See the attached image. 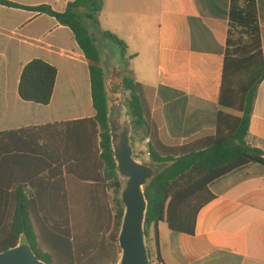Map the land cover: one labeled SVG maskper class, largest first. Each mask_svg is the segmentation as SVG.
I'll return each mask as SVG.
<instances>
[{
    "label": "crops",
    "instance_id": "crops-1",
    "mask_svg": "<svg viewBox=\"0 0 264 264\" xmlns=\"http://www.w3.org/2000/svg\"><path fill=\"white\" fill-rule=\"evenodd\" d=\"M72 1L18 3L48 4L64 11ZM153 1L159 5L157 33L152 39L144 37L128 56L137 59L153 44V56L132 70L144 86L160 139L169 146L184 145L215 130L232 0ZM256 5L264 53V0H256ZM145 7L150 12L152 0H146ZM19 14L23 17L15 20ZM39 18L47 20L46 29L36 35L25 33ZM0 41L5 42L0 44V132L42 126L52 160L58 159L51 182L58 177L67 184L72 179L97 184L104 165L95 137L77 130L75 122L96 114L90 70L71 29L45 13L0 4ZM34 58L58 69L48 105L24 101L19 95L23 68ZM246 140L264 153V80ZM210 190L215 198L199 211L194 235L159 223L163 264H264V165L238 168L213 182Z\"/></svg>",
    "mask_w": 264,
    "mask_h": 264
},
{
    "label": "trees",
    "instance_id": "trees-1",
    "mask_svg": "<svg viewBox=\"0 0 264 264\" xmlns=\"http://www.w3.org/2000/svg\"><path fill=\"white\" fill-rule=\"evenodd\" d=\"M7 7L35 11L54 17L60 25L71 29L84 52L91 79L92 101L96 114L77 122V130L92 133L100 160L104 165L103 182L113 189L115 213L113 225L100 241L96 254L83 244L72 228V212L68 185L57 177L52 180V148L42 126H29L0 132V252L18 244L25 234L37 256L54 264L60 256L70 264L84 259L94 264H116L119 256L118 234L124 213L120 198L123 181L111 143V106L106 92L102 50L83 17L99 25L103 0H74L64 11L48 4L24 5L0 0ZM84 8V11H80ZM128 56V44L111 31L101 30ZM130 59L134 55L128 56ZM58 69L42 58L30 60L23 68L19 95L27 102L48 105L54 94ZM264 80V53L256 0H232L227 46L220 87L214 133L184 145L169 146L159 137L152 120L144 86L134 71L122 74L123 94L131 115L133 129L143 128L150 156L146 164L159 167L145 186L148 200L146 232H154L156 259L163 263L160 249L159 223L173 231L194 235L199 211L215 195L210 185L228 173L250 163L264 165V153L251 146L246 138L259 87ZM128 93V94H127ZM43 244V245H42ZM94 255V256H93ZM111 255V258H108Z\"/></svg>",
    "mask_w": 264,
    "mask_h": 264
},
{
    "label": "rangeland",
    "instance_id": "rangeland-1",
    "mask_svg": "<svg viewBox=\"0 0 264 264\" xmlns=\"http://www.w3.org/2000/svg\"><path fill=\"white\" fill-rule=\"evenodd\" d=\"M13 1L21 2L22 0ZM104 1V7L99 16V25L85 17H83V21L96 37L97 43L102 50L106 92L108 101L113 105L114 102L121 99L123 94L122 74L128 72L129 69L134 70L137 67L139 69L146 59L153 56L154 46L149 43L145 53L137 59L133 58L132 60L128 56L123 59L120 46L111 39L103 37L101 30L111 31L126 41L131 46L128 52L130 50L136 51V48H139L143 43L144 37L152 39L157 33L158 20L156 12L159 9V5L152 0V8L149 12L145 7L146 0ZM130 1H133L134 4H130ZM80 11L83 12L84 8H80ZM22 17V14L14 16L15 20H19ZM47 26V20L39 18L30 23L24 32L36 35L44 31ZM2 43L4 44L5 42L0 41V44ZM132 136L135 155L143 159L144 162L147 161L149 156L143 151L145 147H148L145 142V130L143 128L132 129ZM101 178H103V175H99V180ZM67 185L72 212L71 224L74 234L78 237L76 242L83 244L93 254L96 252L95 249L99 247L100 241L107 237L106 233L109 232L113 225L115 213L113 189L110 185L100 181L95 185H87L78 184L72 179V182L70 181ZM147 245L151 260H155L156 246L153 230L147 234ZM53 257L54 264H70L69 261L62 259L60 256ZM108 258H111V255ZM95 262L94 258L92 260L84 259L79 264H94Z\"/></svg>",
    "mask_w": 264,
    "mask_h": 264
},
{
    "label": "water",
    "instance_id": "water-1",
    "mask_svg": "<svg viewBox=\"0 0 264 264\" xmlns=\"http://www.w3.org/2000/svg\"><path fill=\"white\" fill-rule=\"evenodd\" d=\"M111 143L117 174L123 181L120 198L124 206L118 234L119 256L116 264H152L147 245L146 184L159 167L148 165L135 155L132 122L125 94L111 106ZM0 264H48L40 259L25 234L18 244L0 252Z\"/></svg>",
    "mask_w": 264,
    "mask_h": 264
},
{
    "label": "built area",
    "instance_id": "built-area-1",
    "mask_svg": "<svg viewBox=\"0 0 264 264\" xmlns=\"http://www.w3.org/2000/svg\"><path fill=\"white\" fill-rule=\"evenodd\" d=\"M143 151L145 152V154L147 156H150V151H149L148 147L147 148L145 147ZM159 264H163V263H159Z\"/></svg>",
    "mask_w": 264,
    "mask_h": 264
}]
</instances>
